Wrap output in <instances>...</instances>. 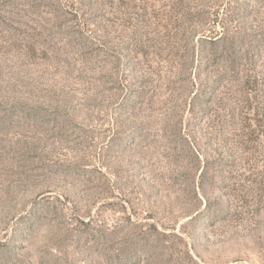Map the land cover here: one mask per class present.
Masks as SVG:
<instances>
[{
    "label": "rangeland",
    "instance_id": "1",
    "mask_svg": "<svg viewBox=\"0 0 264 264\" xmlns=\"http://www.w3.org/2000/svg\"><path fill=\"white\" fill-rule=\"evenodd\" d=\"M262 47L264 0H0V264H264Z\"/></svg>",
    "mask_w": 264,
    "mask_h": 264
},
{
    "label": "trees",
    "instance_id": "2",
    "mask_svg": "<svg viewBox=\"0 0 264 264\" xmlns=\"http://www.w3.org/2000/svg\"><path fill=\"white\" fill-rule=\"evenodd\" d=\"M248 48L247 43H244L240 45L239 51ZM232 62L239 67L232 71L237 72L236 80L241 85L239 110L244 111V113L241 111L246 121L244 128L248 131L247 135H244L245 142L264 143V57L252 53L250 56L235 58Z\"/></svg>",
    "mask_w": 264,
    "mask_h": 264
}]
</instances>
